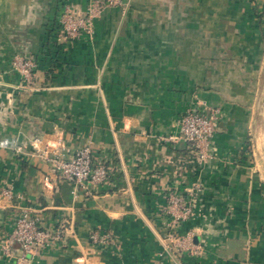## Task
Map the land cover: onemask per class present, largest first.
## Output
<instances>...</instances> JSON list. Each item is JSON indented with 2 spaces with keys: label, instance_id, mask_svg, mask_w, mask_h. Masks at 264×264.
<instances>
[{
  "label": "crops",
  "instance_id": "crops-1",
  "mask_svg": "<svg viewBox=\"0 0 264 264\" xmlns=\"http://www.w3.org/2000/svg\"><path fill=\"white\" fill-rule=\"evenodd\" d=\"M89 2L0 0V142L11 144L0 145V192L15 196H0V232L24 204L43 226L66 227L27 264H264V9L249 0H133L98 18L92 37L60 43L64 6ZM16 54L36 56L37 89L18 87ZM204 107H218L221 119L201 167L183 141L163 137ZM59 137L71 152L90 144L113 167L111 182L46 186L51 171L33 139ZM194 181L195 214L178 232H192L203 253L176 256L165 249L166 194ZM95 230L115 244H93ZM0 264L17 261L0 250Z\"/></svg>",
  "mask_w": 264,
  "mask_h": 264
},
{
  "label": "built area",
  "instance_id": "built-area-1",
  "mask_svg": "<svg viewBox=\"0 0 264 264\" xmlns=\"http://www.w3.org/2000/svg\"><path fill=\"white\" fill-rule=\"evenodd\" d=\"M259 13H263L261 0H249ZM133 0H90L86 8L81 9L73 3H67L59 17V42L68 44L73 40L95 33V22L107 10L120 7L128 11ZM13 70L21 81L18 87L22 90L37 89L38 60L32 54H16L13 59ZM221 119L218 107H204L191 109L179 119L180 132L176 135L163 137L165 142H184L194 162L203 167L212 156L215 147V137ZM53 145L41 138L33 139V155L46 163L50 168V175L43 176V183L57 185V180H67L74 184L88 188L107 185L113 177V167L104 161L96 160L93 147L88 144L72 151L65 145L63 137H59ZM2 147L10 146V141L0 142ZM22 152V147H15ZM55 177V181L51 178ZM202 189L200 181H194L184 189L174 188L166 194L167 231L164 236L165 249L174 255H194L203 253L199 243H196L192 232H178L179 225L188 221L195 214L196 202ZM0 196L12 200L15 196L11 188H4ZM21 199L22 196H17ZM22 200V199H21ZM18 213L13 221L9 233L0 232V250L7 257H15L17 264H27L31 257L43 249L61 242L66 233L62 223L59 227H45L39 210L31 205L19 204ZM90 239L96 245L115 244L116 240L111 232L95 230ZM18 245V250L16 246Z\"/></svg>",
  "mask_w": 264,
  "mask_h": 264
},
{
  "label": "rangeland",
  "instance_id": "rangeland-1",
  "mask_svg": "<svg viewBox=\"0 0 264 264\" xmlns=\"http://www.w3.org/2000/svg\"><path fill=\"white\" fill-rule=\"evenodd\" d=\"M259 134H260V131H259V133H258V131H257V132H256V136L259 137Z\"/></svg>",
  "mask_w": 264,
  "mask_h": 264
}]
</instances>
